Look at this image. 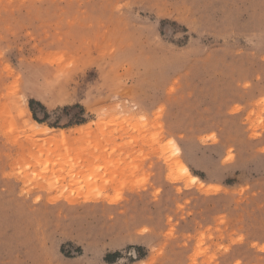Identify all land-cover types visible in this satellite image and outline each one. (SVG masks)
Here are the masks:
<instances>
[{
  "label": "rangeland",
  "instance_id": "1",
  "mask_svg": "<svg viewBox=\"0 0 264 264\" xmlns=\"http://www.w3.org/2000/svg\"><path fill=\"white\" fill-rule=\"evenodd\" d=\"M0 264H264V0H0Z\"/></svg>",
  "mask_w": 264,
  "mask_h": 264
},
{
  "label": "bare ground",
  "instance_id": "2",
  "mask_svg": "<svg viewBox=\"0 0 264 264\" xmlns=\"http://www.w3.org/2000/svg\"><path fill=\"white\" fill-rule=\"evenodd\" d=\"M24 107V106H23ZM24 109V108H23ZM15 110H16V108H15ZM18 111V110H17ZM24 111H25V109H24ZM27 113V112H26ZM25 113V114H26ZM24 114V113H23ZM24 114V115H25ZM23 117V116H22ZM27 117H29V116H27ZM25 120H28V119H25ZM29 121H31V120H29ZM27 123V122H26ZM30 123V122H29ZM25 124V123H24ZM28 125V124H27ZM32 125H34V126H38V125H40L39 123H37L36 121H34V120H32ZM86 125V124H85ZM41 126V125H40ZM38 128V127H37ZM40 128V127H39ZM41 129V128H40ZM42 129L43 130H45L46 131V129H45V127H42ZM41 129V131H43ZM31 130V129H30ZM47 130H49V129H47ZM38 132H40L39 130H37ZM56 133V132H55ZM34 134H36V133H34ZM64 134V133H63ZM59 136V135H58ZM173 151H174V153H178L179 152V148L177 147V145H175L174 144V147H173ZM177 166H179V168L181 169V171L183 172V174H184V176H187V177H190L192 180H198V177L196 176V175H193V174H191L190 172H189V170L187 169V167L185 166V165H183V164H181V162H179L178 161V165ZM69 200L71 199V198H68Z\"/></svg>",
  "mask_w": 264,
  "mask_h": 264
}]
</instances>
